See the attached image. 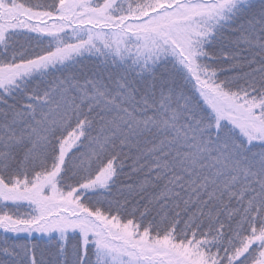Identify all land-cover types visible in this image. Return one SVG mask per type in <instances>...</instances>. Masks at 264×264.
Masks as SVG:
<instances>
[{"label":"snow or ice","instance_id":"1","mask_svg":"<svg viewBox=\"0 0 264 264\" xmlns=\"http://www.w3.org/2000/svg\"><path fill=\"white\" fill-rule=\"evenodd\" d=\"M0 264H264V0H0Z\"/></svg>","mask_w":264,"mask_h":264}]
</instances>
